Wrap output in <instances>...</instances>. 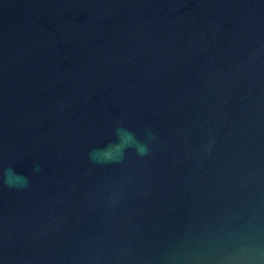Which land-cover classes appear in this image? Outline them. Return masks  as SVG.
<instances>
[{
  "label": "water",
  "instance_id": "1",
  "mask_svg": "<svg viewBox=\"0 0 264 264\" xmlns=\"http://www.w3.org/2000/svg\"><path fill=\"white\" fill-rule=\"evenodd\" d=\"M4 167L0 264H264V0H0Z\"/></svg>",
  "mask_w": 264,
  "mask_h": 264
},
{
  "label": "clouds",
  "instance_id": "2",
  "mask_svg": "<svg viewBox=\"0 0 264 264\" xmlns=\"http://www.w3.org/2000/svg\"><path fill=\"white\" fill-rule=\"evenodd\" d=\"M122 132L123 135H117V141L111 142L104 148L94 149L93 153L102 154L107 159L105 162H115L111 159L113 152H118L121 158L125 155L127 149H134L138 155L147 156L149 154L148 144L138 140L134 133L126 129H116V133ZM148 139H154L152 134L148 135ZM0 182L7 185L9 188H24L29 184L28 177L15 173L11 167L0 169Z\"/></svg>",
  "mask_w": 264,
  "mask_h": 264
}]
</instances>
